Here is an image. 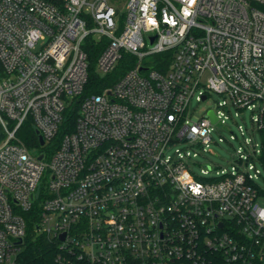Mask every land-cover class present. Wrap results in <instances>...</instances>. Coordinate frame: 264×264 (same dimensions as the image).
<instances>
[{"label":"built area","instance_id":"obj_1","mask_svg":"<svg viewBox=\"0 0 264 264\" xmlns=\"http://www.w3.org/2000/svg\"><path fill=\"white\" fill-rule=\"evenodd\" d=\"M126 9L122 26L111 0H0V264H32L39 238L54 264H264V0ZM91 38L104 80L134 58L98 94ZM246 111L261 142L239 125L231 169L197 173L214 125ZM29 123L38 146L20 135Z\"/></svg>","mask_w":264,"mask_h":264},{"label":"rangeland","instance_id":"obj_2","mask_svg":"<svg viewBox=\"0 0 264 264\" xmlns=\"http://www.w3.org/2000/svg\"><path fill=\"white\" fill-rule=\"evenodd\" d=\"M127 2L128 0H111V4L117 10L116 19L119 20L122 26L125 24L127 18ZM220 100L221 97L216 94H212L208 100L200 103L193 100L190 105V112L194 116L200 117L207 110L214 108ZM239 125L244 127L246 136H250L251 133L255 141L261 142L259 132L256 130L251 132L255 126L253 127L251 113L248 111L242 113L240 117H236L234 121H228L226 125L217 123L214 125V130L212 132L215 142L210 145L207 153L196 160L197 165L195 166V170L197 173H200V170L206 165L213 167V170L210 172L212 176L215 175L216 171L231 169L232 164L238 159L237 150L241 145V141L231 139V132L237 133L243 141V137L238 129ZM220 139H223V141L221 142ZM2 141V129L0 128V143ZM32 154L37 155L38 151L32 152Z\"/></svg>","mask_w":264,"mask_h":264},{"label":"trees","instance_id":"obj_3","mask_svg":"<svg viewBox=\"0 0 264 264\" xmlns=\"http://www.w3.org/2000/svg\"><path fill=\"white\" fill-rule=\"evenodd\" d=\"M99 45L91 40H88L86 44V52L88 53L90 69H89V82L86 87V94L89 93H101L106 86H111L114 81L124 75L133 65L134 58L130 55H125L120 66L110 75V80H104L97 73V60L101 53ZM79 105H75L69 108L65 113L64 125L62 131L59 134L58 140L68 132L73 131L74 123L78 115ZM22 140L29 146H38V135L35 127L32 124H26L20 132ZM32 230V227L30 229ZM52 245L44 238L36 240L29 239L25 244L23 259L25 263L32 264H54V253Z\"/></svg>","mask_w":264,"mask_h":264},{"label":"water","instance_id":"obj_4","mask_svg":"<svg viewBox=\"0 0 264 264\" xmlns=\"http://www.w3.org/2000/svg\"><path fill=\"white\" fill-rule=\"evenodd\" d=\"M211 115H212L213 122H216V118H215V116L213 115V113H211ZM40 143H41V145L44 144V141H43L42 138H40ZM40 158H41V157H40Z\"/></svg>","mask_w":264,"mask_h":264}]
</instances>
